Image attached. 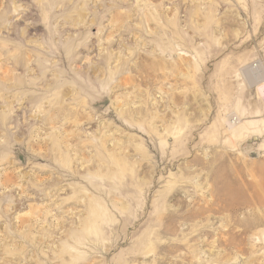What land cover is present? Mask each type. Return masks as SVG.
Masks as SVG:
<instances>
[{
    "label": "rangeland",
    "instance_id": "obj_1",
    "mask_svg": "<svg viewBox=\"0 0 264 264\" xmlns=\"http://www.w3.org/2000/svg\"><path fill=\"white\" fill-rule=\"evenodd\" d=\"M263 87L264 0H0V264H264Z\"/></svg>",
    "mask_w": 264,
    "mask_h": 264
},
{
    "label": "bare ground",
    "instance_id": "obj_2",
    "mask_svg": "<svg viewBox=\"0 0 264 264\" xmlns=\"http://www.w3.org/2000/svg\"><path fill=\"white\" fill-rule=\"evenodd\" d=\"M261 92L264 93V87H263V91ZM250 125L252 124L243 125L242 127V122L234 114H231L225 121V129L229 132L239 131L237 132L238 134H240V131L242 130V128L247 130Z\"/></svg>",
    "mask_w": 264,
    "mask_h": 264
},
{
    "label": "water",
    "instance_id": "obj_3",
    "mask_svg": "<svg viewBox=\"0 0 264 264\" xmlns=\"http://www.w3.org/2000/svg\"><path fill=\"white\" fill-rule=\"evenodd\" d=\"M257 140H258V137L252 136L251 139L248 141V143L245 146L246 155H247V157H249L251 159H255V158L260 157V153L259 152L253 151L251 149L252 148V144L251 143L254 142V141H257Z\"/></svg>",
    "mask_w": 264,
    "mask_h": 264
}]
</instances>
